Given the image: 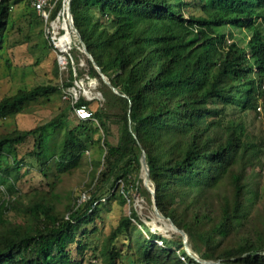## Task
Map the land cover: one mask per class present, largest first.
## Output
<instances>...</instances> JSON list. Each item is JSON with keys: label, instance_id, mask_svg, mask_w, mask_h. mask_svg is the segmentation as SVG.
Instances as JSON below:
<instances>
[{"label": "trees", "instance_id": "trees-1", "mask_svg": "<svg viewBox=\"0 0 264 264\" xmlns=\"http://www.w3.org/2000/svg\"><path fill=\"white\" fill-rule=\"evenodd\" d=\"M23 1L27 0H0V50L11 6ZM71 8L86 47L122 94H114L122 103L124 123L119 144L107 149L108 174L127 177L133 164L140 171L141 149L147 144L146 161L159 211L189 233L201 223L207 227L212 223L204 230V241L208 247L225 248L221 243L248 220L262 197L254 181L246 184V158L255 156L259 145L251 141L238 110L255 111L259 105L263 80L258 83L254 75L255 67L257 75H264V0H72ZM228 26L251 31L247 47L228 42ZM54 91L56 87L38 85L6 97L0 101V118L15 116ZM58 124L53 120L0 136V159L6 146L32 138L29 160L43 171L48 151L45 131ZM82 126L79 122L67 128L58 144L55 164L60 172L75 168L87 149ZM241 161V170L233 171ZM15 164L12 169L19 174L22 167L19 161ZM226 177L234 185L232 201L226 197L214 218L202 210V204L209 207L202 198ZM94 202L79 204L69 219L45 210L33 230L1 234L0 264H75L68 246L78 243L77 230L89 220ZM8 208L0 204V225ZM191 210L194 225L182 217V212ZM130 222L131 218L124 221ZM138 249L147 264L181 261L173 249L158 246L154 239L140 241ZM184 252L187 261H196ZM107 256L106 264H114L116 252L110 250ZM205 257L222 264H237L240 259L264 264V236L244 235L238 245Z\"/></svg>", "mask_w": 264, "mask_h": 264}, {"label": "rangeland", "instance_id": "rangeland-1", "mask_svg": "<svg viewBox=\"0 0 264 264\" xmlns=\"http://www.w3.org/2000/svg\"><path fill=\"white\" fill-rule=\"evenodd\" d=\"M63 2L52 0L56 12L50 23L42 19L30 0L14 4L10 9V22L0 50V101L38 85H50L56 87V91L31 102L15 116L0 118V136L47 125L53 120L59 124L46 128L48 151L43 171L29 160L28 153L34 146L32 138L5 147L0 159V176H5L0 178V204L4 203L9 208L4 214L5 222L0 225V235L33 230L41 224L45 210L69 219L79 204L94 200L95 208L89 210L92 215L77 230L75 241L78 243L68 246L75 264H106L110 250L117 254L114 264H147L138 249V243L144 239H154L158 246L173 249L181 260L173 264L222 263L221 260L205 256L218 255L223 249L238 245V240L244 235H251L253 239L258 233L264 236V75H257L255 67L254 77L258 83L263 80L257 109L246 112L238 110L251 141L259 145L256 155L246 158V184L254 181L262 197L251 208L248 220L221 243L225 248L217 245L208 247L203 233L212 223L208 227L201 223L200 228L191 233L183 230L186 234L184 238L177 229L179 227L159 211L155 183L150 178V172L146 181L149 168L146 161L147 144L141 149L145 166L142 163L140 171L137 164H133L127 177L116 179L115 175L111 178V174H108L107 149L109 145L119 144L124 123L122 103L114 94H122L117 87L119 93H116L105 81L74 33H71L73 43L70 53L77 73L59 67L57 51L52 43V24L57 21L59 26L62 25L63 18L58 20V13ZM226 34L229 43L236 41L240 47H247L251 31L228 26ZM251 61L254 62V59L251 58ZM67 91L78 95V104L84 101L83 104L92 112L90 118L82 120L78 117L75 106L65 97ZM229 111L231 113L232 109L229 108ZM79 122L83 125L81 131L87 149L75 168L60 172L55 164L58 144L66 129ZM219 136L221 138L222 133ZM152 150L154 155L158 154L157 147H152ZM15 161H19L18 165L22 167L19 174L12 169L17 166ZM240 164L242 161L233 167V171L241 170ZM233 192V182L226 177L220 187L205 193L202 203L207 199L209 207L202 204V210L207 209L214 218L218 217L225 198L232 201ZM195 193L194 190L191 192V198ZM134 213L136 217H133ZM182 217L194 225L193 210L182 212ZM128 218H131V222L126 225L124 221ZM184 251L196 261H187ZM238 261L237 264H247L241 259Z\"/></svg>", "mask_w": 264, "mask_h": 264}, {"label": "built area", "instance_id": "built-area-1", "mask_svg": "<svg viewBox=\"0 0 264 264\" xmlns=\"http://www.w3.org/2000/svg\"><path fill=\"white\" fill-rule=\"evenodd\" d=\"M32 6L37 10L40 16H42V19L46 20V22L50 23L52 20V15L56 12L55 8L56 5L52 4V0H30ZM67 3L68 0H64L63 7L60 9L58 13V20H61L63 18V22L67 20L68 14H67ZM55 10V11H54ZM60 22V21H58ZM53 23V22H51ZM52 43L57 51L58 56V64L61 69L64 68V70H74L75 74L77 73V66L74 62L73 56H71L70 50L72 49V36L71 41L63 45L60 42V39L62 36H64L67 33V29L63 25H58L57 21L55 24H52ZM64 31V34L61 35V32ZM65 97L71 101V103L75 106V111L78 115V117L82 120L88 119L91 117L92 112L87 108L84 104H78V95L72 94L71 92L67 91L65 92ZM73 106V107H74Z\"/></svg>", "mask_w": 264, "mask_h": 264}, {"label": "water", "instance_id": "water-1", "mask_svg": "<svg viewBox=\"0 0 264 264\" xmlns=\"http://www.w3.org/2000/svg\"><path fill=\"white\" fill-rule=\"evenodd\" d=\"M72 0H68V3H67V14H68V18H69V21H70V25H71V29H72V32L71 33H74L75 36L77 37L76 39L80 40L81 43L83 44V50L84 52L86 53V55H88V57H90V59L93 61L95 67H97L99 69V71L101 72V75L102 77L105 79V81L112 87V89L116 92V93H119L117 88L115 86L112 85V83L107 79V77L105 76V74L102 72V69L100 68V66L97 64V62L95 61L94 57L92 56V54L89 52L88 48L86 47L83 39H82V36H81V33L80 31L78 30V28L75 26V23H74V16H73V13H72ZM71 36V34H70ZM142 163L143 165L145 166V157H143L142 159ZM148 178H149V168H147V176H146V181H148ZM172 221V220H171ZM184 236V238H186V234L185 232L182 230V229H179L177 228ZM185 244H186V247H187V240L185 239ZM210 263H214V264H222L221 262H213L211 261Z\"/></svg>", "mask_w": 264, "mask_h": 264}, {"label": "bare ground", "instance_id": "bare-ground-1", "mask_svg": "<svg viewBox=\"0 0 264 264\" xmlns=\"http://www.w3.org/2000/svg\"><path fill=\"white\" fill-rule=\"evenodd\" d=\"M62 25L67 29V33L64 36H62V38L60 39V42L63 45H66V44H68L71 41L70 34L72 32L71 25H70V21H69V18L68 17H67V20L62 23Z\"/></svg>", "mask_w": 264, "mask_h": 264}]
</instances>
